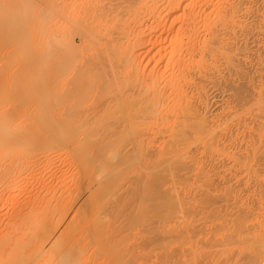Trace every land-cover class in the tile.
<instances>
[{
	"label": "bare ground",
	"instance_id": "1",
	"mask_svg": "<svg viewBox=\"0 0 264 264\" xmlns=\"http://www.w3.org/2000/svg\"><path fill=\"white\" fill-rule=\"evenodd\" d=\"M0 28V264H264V0H0Z\"/></svg>",
	"mask_w": 264,
	"mask_h": 264
},
{
	"label": "rangeland",
	"instance_id": "2",
	"mask_svg": "<svg viewBox=\"0 0 264 264\" xmlns=\"http://www.w3.org/2000/svg\"><path fill=\"white\" fill-rule=\"evenodd\" d=\"M0 30H1V28H0ZM1 32H2V31H0V34H1ZM2 34H3V33H2ZM2 36H3V35H2ZM2 36L0 35V38H1ZM148 54H149V53H148ZM148 54L146 55L147 58H148ZM150 55H151V53L149 54V57H150ZM151 56H154V54L152 53ZM143 57H145V56H143ZM143 57H142V59H143ZM146 57L144 58V60H142V59H140V60H142V62H143V61L146 62ZM150 58H151V61H153V62L155 63L154 57H150ZM150 58H148L147 61H148ZM152 59H153V60H152ZM153 62H150V61L147 62L150 66H149V65L146 66L145 63H142V64H144L145 67H148V66H149V67L151 68V67H152L151 64H153ZM153 65H154V64H153ZM67 175H68V174H67ZM69 175H70V174H69ZM68 178H70V177L68 176ZM74 178H75V177H74ZM71 180H73V176L71 177V179H68V181H69L68 183L71 184V182H70ZM74 180H75V179H74ZM66 182H67V181H66ZM70 184H69V185H70ZM74 195H75V194H74ZM74 212H75V211H74ZM72 215L75 216L76 214H74V213L72 214V213H71V214H70V217H71ZM68 218H69V217H68Z\"/></svg>",
	"mask_w": 264,
	"mask_h": 264
}]
</instances>
